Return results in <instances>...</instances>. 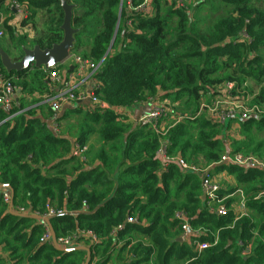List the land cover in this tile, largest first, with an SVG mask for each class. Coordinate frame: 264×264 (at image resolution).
<instances>
[{"label":"trees","instance_id":"1","mask_svg":"<svg viewBox=\"0 0 264 264\" xmlns=\"http://www.w3.org/2000/svg\"><path fill=\"white\" fill-rule=\"evenodd\" d=\"M18 1L28 17L19 27L7 19L3 26L15 55L0 45L12 61L21 60L24 49H52L64 39L65 13L59 0ZM145 1L132 0L131 5L136 8ZM215 1L231 9L204 29L180 0H150L153 16L131 12L126 0H66L73 7L71 26L77 31L71 53L97 65L96 95L111 109L65 108L59 122L74 114L82 118L74 130L63 132L61 124L57 135L49 127L54 113L47 105L25 112L29 100L35 105L54 96L49 72L35 68L9 73L0 57V73L20 95L11 113L0 106V185L13 189L15 210L24 207L43 216L47 206L65 209L68 214L52 220L58 238L93 232L95 244L78 239L91 249V264H264V198L255 199L264 189V173L217 165L227 148L264 158V140H257L264 117L240 122L229 134L205 114L198 116L202 97L225 82L244 91L246 81L254 80L259 91L252 103L264 104V0ZM4 12L15 18L8 9ZM87 32L92 37L82 55L77 53L82 47L77 37ZM151 99L185 100L183 114L174 110L182 122L164 137L126 114L150 105ZM13 114L18 115L11 122ZM94 134L100 138L99 148L87 147L85 160L73 157L72 142L86 146ZM162 142L170 157L203 169L214 165L211 172L233 176L236 187H223L219 196L241 188L248 197V216L234 224L232 212L225 217L210 212L201 175L176 163L164 168L157 155ZM233 201H226L229 208ZM179 212L193 229L217 234V245L198 254L178 242ZM42 233L38 221L10 214L0 195V264H84L85 251L62 253L52 244L41 245ZM209 236L203 240L213 242Z\"/></svg>","mask_w":264,"mask_h":264},{"label":"built area","instance_id":"2","mask_svg":"<svg viewBox=\"0 0 264 264\" xmlns=\"http://www.w3.org/2000/svg\"><path fill=\"white\" fill-rule=\"evenodd\" d=\"M181 2V1H180ZM6 9L14 13L16 21H13L12 25L19 27V23L22 19L28 17V13L25 7L18 0H4ZM129 5L130 11H140L145 13L147 16H153L155 14L154 8L150 4V0L145 1L139 7L134 8L132 0H126ZM183 5L182 2L180 3ZM5 18L0 16V41L5 35L3 28ZM243 38L247 39L246 35ZM72 59L73 64L67 65L68 60ZM63 70L59 73L56 67L49 72L48 78L55 86L54 96L50 98H43L37 104L47 105L54 113V117L49 119V127L54 134L61 133V122L59 118L62 116V109L67 105L87 104V108L91 110H110L111 106L106 102L100 101L97 97L96 92L99 89V85L94 79L97 65L88 59H83L81 56L76 54H70L68 59L62 64ZM33 67L31 68V70ZM44 70V69H43ZM46 71V70H45ZM17 97H19L18 87L10 80L4 77L0 73V106L7 112L11 113L17 104ZM206 97V98H205ZM254 98V97H253ZM253 99L250 98L249 94L241 90L233 82H225L219 84L213 88L212 91L205 94L199 106L198 116L205 114V116L212 121L225 126L226 133H232L239 128V123L247 121L253 117L261 119L264 117V104H253ZM150 110L146 114L140 116L138 119H130L136 122L140 127H148L154 130L159 136L164 137L170 128L174 127L177 123L182 122V117H176L175 108L179 106V103H173L171 101H155L150 100ZM20 113V112H19ZM18 114L11 115L8 120L11 122L15 119ZM130 118V116H128ZM88 148L80 145L78 142H72L71 155L75 158L85 160V155ZM159 158L163 162V167L167 168L169 164L176 163L182 170L200 174L202 178L203 195L205 196V202L210 212H215L217 215L225 217L229 213L234 215V224L240 219L248 216L249 210L247 208V199L244 195L243 190L237 191L240 195V211L235 212L231 206L230 208L226 204L228 199L233 198L234 194L227 195L224 198L219 196V192L223 188L220 184L219 178L215 176L214 172H211L214 165L210 168L203 169L199 166L190 165L185 162L181 157H170L167 154L166 143L161 144L160 149L157 152ZM217 165H232L246 170H256L264 173V159L252 154H243L241 152H233L227 148L226 152L222 155ZM0 195L3 198L4 203L10 205L11 193L9 190H1ZM264 198V189L261 190L255 199ZM232 205V204H231ZM15 210V209H14ZM19 214L25 215H38L31 212L24 207H18L15 210ZM65 209L58 210L47 206L45 215L47 217H57L64 215ZM176 218L181 221V237L180 239L184 243H189L195 253L200 254L201 252L217 245L219 237L218 235L211 234L214 236V241L203 240L204 237L209 236L201 229H193L189 224V219L183 212H179ZM128 223H134L132 219H128ZM43 227V233L40 238V244H52V233L49 226L44 221H39ZM205 235V236H204ZM209 236V237H210ZM84 237L95 244L98 242V238L91 231L78 232L72 236L57 237V244L61 248H71L78 244V239ZM205 239V238H204Z\"/></svg>","mask_w":264,"mask_h":264},{"label":"water","instance_id":"3","mask_svg":"<svg viewBox=\"0 0 264 264\" xmlns=\"http://www.w3.org/2000/svg\"><path fill=\"white\" fill-rule=\"evenodd\" d=\"M60 5L65 13L64 24L62 30L64 32V39L60 44L55 45L52 49L42 50L40 47L36 46L34 49H24V56L19 61H12L6 52L0 49V57L3 67L10 72H23L31 70L32 67L36 69H44L50 71L54 67L62 64L68 59L71 54V50L74 47L75 36L77 31L71 26L73 7L69 6L66 0H59ZM122 5V3H121ZM79 105V104H78ZM7 189L11 193V203L9 205V213L19 217V218H29L36 221H44L50 228L52 233L53 246L56 250L62 253H72L77 251H85L86 258L84 264H91V249L87 246L76 245L71 248H61L57 244V236L52 226V220L56 217H41L39 215H25L14 212V191L9 185H0V190ZM203 200L205 201V196L203 195ZM68 214V213H65ZM182 242L181 239H178Z\"/></svg>","mask_w":264,"mask_h":264},{"label":"rangeland","instance_id":"4","mask_svg":"<svg viewBox=\"0 0 264 264\" xmlns=\"http://www.w3.org/2000/svg\"><path fill=\"white\" fill-rule=\"evenodd\" d=\"M182 2V4L190 11H194L195 15L197 17V20L199 19V27L201 28H211V26L214 24V22L221 18L224 17L228 14V12L230 11L231 7L229 5H222L220 2L215 1V0H210L209 4H206V6H201V8L199 9H195L194 7L201 4L202 2H205L206 0H180ZM213 5L215 8H212L211 5ZM123 5V2H122ZM38 27H40V22L37 23ZM23 35V34H21ZM33 32H31V34H29L30 37H33ZM92 37V32H87L84 34H81L77 37V40H81L82 41V47H80L78 49L79 54H84V52H86V47L90 46V38ZM30 39V38H28ZM0 45L4 46L11 57H13L16 53L15 50H13V47L11 46V43L8 39L7 36H4L3 40L0 41ZM1 49V48H0ZM3 50V49H2ZM73 64V60L70 59L67 62V65H72ZM33 69H35V67H33ZM63 67L61 66L58 71L59 73L62 72ZM247 86L244 87H248V89L244 90L245 93L249 94L250 98L253 99V97H255V95L258 93L259 91V87L257 86L256 82L254 80H247L246 81ZM206 98V97H205ZM179 103V106L177 107L180 113H184L182 111H185L183 106L185 103V100H182ZM188 113V112H186ZM82 118V114H74L72 115L70 118H68L67 120H65V122L62 124L63 128L62 131H67L68 129L70 130H74L76 128L75 123L78 122V120ZM257 140L258 141H262L264 140V127H263V133L257 134ZM88 148L91 151H94L96 149L99 148L100 146V138L98 135L94 134L90 137L89 141H88ZM243 153V152H242ZM244 154V153H243ZM91 158V156L89 157V159ZM262 158V157H261ZM264 159V158H262ZM201 230H203L201 228ZM203 232L212 234L210 231H205L203 230ZM134 233H138L140 235L139 232H134ZM181 237V236H180Z\"/></svg>","mask_w":264,"mask_h":264},{"label":"crops","instance_id":"5","mask_svg":"<svg viewBox=\"0 0 264 264\" xmlns=\"http://www.w3.org/2000/svg\"><path fill=\"white\" fill-rule=\"evenodd\" d=\"M4 9H6V6H5V3H4V0H2V5L0 7V16L4 17L5 19H7L8 23L9 24H14L13 21H16L15 18H12V17H9V15L4 12ZM87 48V47H86ZM73 54V53H71ZM33 70V69H32ZM20 96V95H19ZM43 99V98H42ZM41 101V99L39 100V102ZM39 104H35V105H32L31 104V100H29V102L27 103L26 105V109H25V112H27L29 109L31 108H34V107H38ZM87 104L85 105H77V104H73V105H67L65 106L63 109H62V112L61 114L64 112L65 108L66 109H75V108H80L82 109L83 111H86L88 110L87 108ZM150 110V107L149 105L147 106H141V107H135L131 110H128L126 112L127 116H130L129 119H138L140 116L146 114L147 112H149ZM65 122V121H63ZM62 122V124H63ZM86 147H88V144L86 145ZM215 176H217L219 178V181H220V184L222 185V187H224V189L228 190V188H234L236 187V182H235V178L233 176H231L230 174L227 173V171H223V172H215ZM239 190H242L241 188H238ZM238 189H236L232 194H234L233 198L230 197L231 199H233V203L231 205V208L235 211V212H238L240 211V200H241V197L240 195L237 193ZM244 192V191H243ZM231 195V194H230ZM246 199L248 198L247 195L244 193ZM13 210H14V205H13ZM14 212H16L14 210ZM180 239V238H179ZM179 242V241H178ZM181 243H184V242H181ZM187 245H189V243H185ZM77 245H80V246H86L85 244L82 243H78ZM76 246V245H75ZM190 246V245H189ZM191 247V246H190ZM192 248V247H191ZM193 249V248H192Z\"/></svg>","mask_w":264,"mask_h":264}]
</instances>
